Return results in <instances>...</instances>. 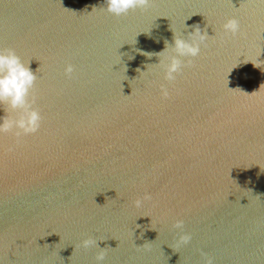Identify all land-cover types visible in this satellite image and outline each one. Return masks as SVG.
I'll list each match as a JSON object with an SVG mask.
<instances>
[{
    "label": "water",
    "instance_id": "obj_1",
    "mask_svg": "<svg viewBox=\"0 0 264 264\" xmlns=\"http://www.w3.org/2000/svg\"><path fill=\"white\" fill-rule=\"evenodd\" d=\"M105 6L0 0V49L37 75L43 117L0 135V264H97L86 238L102 264H264V0ZM195 25L207 47L170 83L155 53Z\"/></svg>",
    "mask_w": 264,
    "mask_h": 264
},
{
    "label": "clouds",
    "instance_id": "obj_2",
    "mask_svg": "<svg viewBox=\"0 0 264 264\" xmlns=\"http://www.w3.org/2000/svg\"><path fill=\"white\" fill-rule=\"evenodd\" d=\"M152 0H105L106 10L116 17L124 16L130 10L145 9L149 7ZM185 27H187L185 25ZM224 36L235 37L237 34L243 35L239 21L231 17L222 25ZM173 32V31H172ZM209 36L206 31H202L199 25L193 26V30L187 36H180L173 32L172 43L164 41L165 47L155 55L159 58L157 63L163 69V78L168 82H174L185 65L181 58L197 57L201 52V46L207 47L206 41ZM151 54V53H150ZM153 55V54H151ZM148 55V56H151ZM191 60L187 61V65ZM257 67V66H255ZM74 67L66 64L64 73L71 76ZM37 75L26 65L11 48L0 49V105H3L5 115L0 116V135L11 133L16 137V142L24 135L35 134L41 127L43 117L39 110L34 107L36 98L34 95ZM161 96H169L168 88L160 85ZM11 150V149H10ZM151 200V195L145 193L142 199L134 201L136 207H141L144 201ZM183 221H175L173 227L181 229L177 246L186 245L191 240V234L183 232ZM82 247H96L100 249L95 255L97 264H102L105 259L104 248H100L97 240L86 238L81 241ZM205 264H211V260H206Z\"/></svg>",
    "mask_w": 264,
    "mask_h": 264
}]
</instances>
